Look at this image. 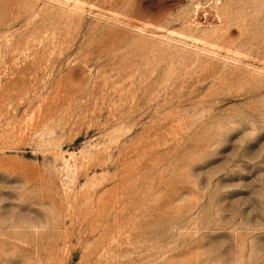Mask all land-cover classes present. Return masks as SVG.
I'll use <instances>...</instances> for the list:
<instances>
[{
	"label": "rangeland",
	"instance_id": "obj_1",
	"mask_svg": "<svg viewBox=\"0 0 264 264\" xmlns=\"http://www.w3.org/2000/svg\"><path fill=\"white\" fill-rule=\"evenodd\" d=\"M0 264H264V0H0Z\"/></svg>",
	"mask_w": 264,
	"mask_h": 264
}]
</instances>
